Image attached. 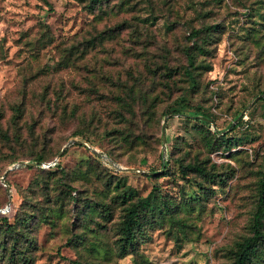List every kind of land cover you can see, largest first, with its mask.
<instances>
[{"label": "rangeland", "instance_id": "1", "mask_svg": "<svg viewBox=\"0 0 264 264\" xmlns=\"http://www.w3.org/2000/svg\"><path fill=\"white\" fill-rule=\"evenodd\" d=\"M99 1L0 0V264H230L264 171V0ZM187 50L211 65L193 89Z\"/></svg>", "mask_w": 264, "mask_h": 264}, {"label": "trees", "instance_id": "2", "mask_svg": "<svg viewBox=\"0 0 264 264\" xmlns=\"http://www.w3.org/2000/svg\"><path fill=\"white\" fill-rule=\"evenodd\" d=\"M99 0H90L91 5H97ZM220 26L219 23L214 24H205L199 28H192L191 34L196 37H201L202 40L198 41L196 44L197 49L199 52H205L207 50L206 46L204 45L208 38L211 37V32ZM206 41V42H205ZM187 57H188V66L185 67L184 72L188 77V88L193 89L197 85L196 73L195 70L199 68H206L210 69V63H205L203 59L195 62V55L192 51L187 50ZM187 88V89H188ZM262 94L259 95V100H264V91L261 92ZM185 102L184 98L180 99V103ZM173 113H182L178 108L171 107V109L167 110V112ZM238 113L235 115L234 119L238 117ZM193 117L200 121L202 126L206 124L204 127L205 129L210 132L208 127L209 122H211L210 115L204 111L202 108L197 107L194 110ZM206 117V118H203ZM209 119V120H208ZM230 125V124H229ZM224 129H219L216 131L212 136H208L206 141L208 144H223L225 142L228 143L230 137L227 133H223ZM221 132L220 134H217ZM83 143H88L86 139L78 140ZM32 163H36L37 166L44 168L42 165L43 159L41 156H35ZM58 162L56 161L53 165H57ZM162 166H167V162L164 160L162 161ZM47 168L49 166H45ZM180 169L185 174L187 170L192 169L194 171L205 172V167L198 162H189L187 164L179 163ZM7 182V180H5ZM258 201L257 207L253 213L252 217V224H251V234L243 236L241 239L235 242V249L233 251V257L230 264H264L261 257H263L262 245L264 244V230L261 224V219L264 215V171L262 176L259 180V189H258ZM151 192L144 196L139 197L135 202L131 203L126 208V212L124 214V218L121 222V236L119 242V253L123 255L127 253V247H130L131 250L134 249V240H135V231L140 228L141 226V217L144 216V213H148L152 211L154 208H157L158 211H161V208L156 205L154 200H151ZM3 219H6L3 217ZM6 227H10L9 223H6ZM130 252V251H129ZM20 264H25L26 256L22 254L19 255Z\"/></svg>", "mask_w": 264, "mask_h": 264}, {"label": "water", "instance_id": "3", "mask_svg": "<svg viewBox=\"0 0 264 264\" xmlns=\"http://www.w3.org/2000/svg\"><path fill=\"white\" fill-rule=\"evenodd\" d=\"M244 109H246V107H245ZM203 118H206V117H203ZM206 119H207V118H206ZM165 120H166V117L164 118L163 123H162V132H163V138H162V140H163V151L166 150L165 143H164V142H165V140H164ZM208 120H209V119H208Z\"/></svg>", "mask_w": 264, "mask_h": 264}, {"label": "built area", "instance_id": "4", "mask_svg": "<svg viewBox=\"0 0 264 264\" xmlns=\"http://www.w3.org/2000/svg\"><path fill=\"white\" fill-rule=\"evenodd\" d=\"M55 162H56L55 160L53 162H48L45 166H49L50 164H54Z\"/></svg>", "mask_w": 264, "mask_h": 264}]
</instances>
